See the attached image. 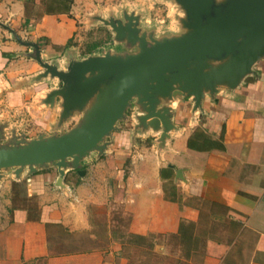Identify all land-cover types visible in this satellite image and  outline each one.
<instances>
[{"label": "crops", "instance_id": "obj_1", "mask_svg": "<svg viewBox=\"0 0 264 264\" xmlns=\"http://www.w3.org/2000/svg\"><path fill=\"white\" fill-rule=\"evenodd\" d=\"M50 1L31 14L33 0H0V121L59 87L36 80L43 67L15 36L47 41L44 59L65 48L91 9L74 0L70 15ZM133 104L130 127L118 123L104 152L82 161L86 172L68 169L62 185L52 165L19 178L2 171L0 264H134L125 251L145 244L128 238L181 234L188 224L204 241L199 264H264V58L236 88L207 93L202 109L190 96L169 102L164 141L162 130L138 125ZM46 114L50 129L57 119Z\"/></svg>", "mask_w": 264, "mask_h": 264}, {"label": "water", "instance_id": "obj_2", "mask_svg": "<svg viewBox=\"0 0 264 264\" xmlns=\"http://www.w3.org/2000/svg\"><path fill=\"white\" fill-rule=\"evenodd\" d=\"M175 1L185 12L180 33L158 37L146 32L135 12L126 11L123 18L97 15L111 26L117 42L134 51L71 58L64 69L43 59L38 42L15 36L34 48L30 56L43 67L36 79L57 77L61 82L44 99L53 104L62 99L59 127L76 113L82 115L59 134L0 144V179L5 170L14 169L19 178L26 169L31 174L51 165L58 168L59 185L68 169L85 173L82 161L92 152H104L107 138L133 103L139 110L138 125L162 130L164 141L173 128L169 102L190 96L195 108L202 109L207 93L236 88L264 58V0ZM0 135V140L5 138Z\"/></svg>", "mask_w": 264, "mask_h": 264}, {"label": "rangeland", "instance_id": "obj_3", "mask_svg": "<svg viewBox=\"0 0 264 264\" xmlns=\"http://www.w3.org/2000/svg\"><path fill=\"white\" fill-rule=\"evenodd\" d=\"M69 1L70 0H68V2ZM73 1L74 0H71L70 3L71 9ZM33 2L34 5L32 6L31 14L40 13L41 10L36 9L40 0H33ZM41 2L44 3L43 1ZM163 2H165V0H83L81 4L85 6L87 5L91 9H87L89 10L87 12L88 15L86 18H82L77 24L76 34H74L71 40L68 41L64 49H58L55 47H52L50 50L48 49L45 53L44 59L51 63H56L60 68L64 69L67 67L71 58L83 59L89 54H102L107 50L134 51V48L131 46L129 47L126 42H117L114 38V32L111 26L104 24V22L97 19L96 16L101 15L104 18L112 16L116 18H123L126 11L139 14L137 9L140 5L146 3L161 4ZM166 2L171 4L175 10L179 11L181 14L178 17L179 20L181 17L185 16L183 8L175 0H166ZM71 9L68 12L70 15ZM139 15L141 16L142 25V15ZM181 31L182 28L180 24V31L178 33ZM157 36L160 37L159 35ZM39 42L41 49H47V41L41 39ZM92 45H96V50L92 53L86 52ZM30 49L32 53H34V48ZM55 83H57L58 86L61 85V82H59L57 77H50V80L47 82L48 86H51L52 84L54 85ZM44 84L45 80L36 84L37 89L35 92L40 93L41 90L39 88ZM37 99L38 101H36L38 106L32 107V111L30 108L27 110V107H23L13 117L11 116L9 118L7 117V119H1L0 133L5 134V138L0 140V144H8L7 142L13 141L16 138H25L29 140L43 133L46 135L59 134L75 126L81 119L82 112H79V114L76 113L73 117L66 120L62 127L58 128L57 126H59L58 122L60 121L62 112V99L57 97L54 104L52 102H43L42 98H39V96H37ZM46 111H49L50 114H52V116H50L51 120L57 119L56 124L54 123L50 129L45 128V125H47L46 119L48 117ZM118 123L122 124L123 127H130L125 124L124 119L120 120ZM215 223L219 226L218 222ZM209 229H205V232H209ZM128 241L131 242V244L135 241L145 244V248L135 249L131 247L129 248L130 250L127 249V251H125L130 254L134 264H199L204 251L203 239L197 237L194 238L187 232L183 235H150L144 240H138L137 237H131L128 238ZM155 243L163 244L164 247L159 248V250H155ZM193 255L197 256L193 258ZM191 258L192 260L190 262Z\"/></svg>", "mask_w": 264, "mask_h": 264}, {"label": "clouds", "instance_id": "obj_4", "mask_svg": "<svg viewBox=\"0 0 264 264\" xmlns=\"http://www.w3.org/2000/svg\"><path fill=\"white\" fill-rule=\"evenodd\" d=\"M137 11L142 15L141 27L146 32L151 31L155 35L169 36L180 31L178 17L181 14L166 0L161 4L146 3L140 5Z\"/></svg>", "mask_w": 264, "mask_h": 264}, {"label": "trees", "instance_id": "obj_5", "mask_svg": "<svg viewBox=\"0 0 264 264\" xmlns=\"http://www.w3.org/2000/svg\"><path fill=\"white\" fill-rule=\"evenodd\" d=\"M44 1H46V0H44ZM51 3H54V2H57L58 3V10H59V12H65V13H68L69 11H70V9H71V0L68 2V0H51L50 1ZM60 3V4H59ZM54 10L52 7H47V9L46 10H44L45 12H50L51 10ZM29 13H30V11H29ZM27 21H28V19H27ZM38 43H40L39 41H38ZM96 50V45H92V46H90L88 49H87V51L86 52H88V53H92V52H94ZM13 54H7L6 53V56H8V57H11ZM198 148H202V146L201 145H198V144H195ZM189 146H191V147H194V142L193 141H190L189 140ZM195 146V147H196ZM190 227H191V225L190 224H188L187 225V227L185 228V231L183 232V233H181L180 235H183L185 232H187L188 234H190Z\"/></svg>", "mask_w": 264, "mask_h": 264}]
</instances>
